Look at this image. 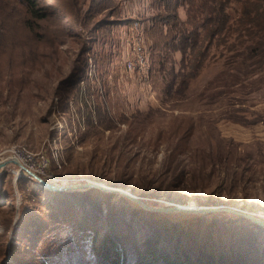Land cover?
I'll use <instances>...</instances> for the list:
<instances>
[{
  "label": "rangeland",
  "instance_id": "obj_1",
  "mask_svg": "<svg viewBox=\"0 0 264 264\" xmlns=\"http://www.w3.org/2000/svg\"><path fill=\"white\" fill-rule=\"evenodd\" d=\"M38 1L45 7L41 9L45 18L33 20L30 29L16 27L11 33L13 54L0 55L2 70L21 86L0 94V161L14 156L12 150H23L31 153V163L41 171L36 175L49 182L92 180L128 190L157 207L226 205L264 220V83L250 95V101L233 110L205 107L195 97L163 103L150 79L125 67L135 43L132 38L140 36L143 46L150 40L141 26L153 15L148 0H118L119 15L110 18L115 23L110 31L114 40L93 46L77 35V31L85 33L82 25L69 28L74 25L53 1ZM137 22L140 31L136 34ZM83 47L88 63L83 64L82 78L69 80L73 61ZM102 57L115 60L103 63ZM206 74L208 78L210 73ZM67 80L62 97H57L58 83ZM183 121L194 122L195 132L189 151H182L178 160L168 133ZM2 171L9 174L0 190V241L5 242L3 237L13 236L12 228L23 209L35 208L38 188L50 189L28 178L15 163ZM170 214L172 220L191 215ZM238 219L227 218L230 223L223 228L227 233H221V243L232 239V248L252 251L254 257L248 264H264V225ZM206 225L214 227L212 222ZM199 252L202 257L204 253Z\"/></svg>",
  "mask_w": 264,
  "mask_h": 264
},
{
  "label": "trees",
  "instance_id": "obj_2",
  "mask_svg": "<svg viewBox=\"0 0 264 264\" xmlns=\"http://www.w3.org/2000/svg\"><path fill=\"white\" fill-rule=\"evenodd\" d=\"M50 1L68 16L71 30L82 25L85 33L77 35L86 39L84 44L114 40L110 31L115 23L110 18L119 15L118 0ZM148 4L153 15L141 26L145 39L150 34L144 42L150 82L163 103L195 97L205 107L233 110L250 101L264 83V0H148ZM44 8L38 0H0V55L13 54L12 31L32 28L33 20L45 18ZM86 52L85 47L79 50L69 80H81ZM25 55L22 49L21 57ZM114 60L102 57L103 63ZM9 75L0 66V94L21 88ZM67 82L58 83L57 97H62ZM183 122L168 133L178 160L182 151H189L195 132L194 122ZM8 175L7 171L0 175V190ZM38 189L37 198L33 193L35 208L23 209L13 236L0 241V264H244L245 258L248 264L254 257L247 247L232 248V239L221 243V233H227L223 228L230 223L227 218L250 222L243 217L221 212L172 220L171 214L150 211L98 188L53 194ZM211 222L214 227L206 228Z\"/></svg>",
  "mask_w": 264,
  "mask_h": 264
},
{
  "label": "water",
  "instance_id": "obj_3",
  "mask_svg": "<svg viewBox=\"0 0 264 264\" xmlns=\"http://www.w3.org/2000/svg\"><path fill=\"white\" fill-rule=\"evenodd\" d=\"M9 163H15L19 167V170L21 172L23 171L25 174H28L31 177V179L36 181V183H38L42 187H46L50 189L51 191H58V190L59 191H71L75 189L98 188L108 193H117V194L126 196L129 199L137 202L138 205H140L141 207L155 211V212H161V213H167V214H170L173 212H184L188 214H210V213L227 212V213H231L233 215L239 216V217L247 218L248 220L256 224L264 225V220L258 217L252 216L251 212L237 209L232 206H226V205L198 206L192 203L188 205L176 204V205H171V206L157 207V206H153L151 204L146 203L143 198L130 193L128 190H124V189L117 188V187H110V186L105 185L104 183H99L97 181L86 180L84 183L71 182L68 184H56L53 182L46 181L42 179L41 177H39L38 175H36L35 173L28 171L22 165L20 160L15 156H9L6 159L0 161V172H1L0 175L3 173L2 170L4 169V167H6V165Z\"/></svg>",
  "mask_w": 264,
  "mask_h": 264
},
{
  "label": "built area",
  "instance_id": "obj_4",
  "mask_svg": "<svg viewBox=\"0 0 264 264\" xmlns=\"http://www.w3.org/2000/svg\"><path fill=\"white\" fill-rule=\"evenodd\" d=\"M134 31H136V34L138 31H140V25L137 22L134 25L133 28ZM141 33V32H140ZM134 46L133 51L131 52V56L126 60V69L130 72H137L141 75L142 78L145 80L150 79V63L148 59V54L146 50V46H143L141 44V37L138 36L137 38L134 36L133 38ZM15 157H17L22 165L28 170L33 173L41 172L37 169H35V165L32 164V155L31 153L25 152L23 150H12ZM44 167H46V162L42 159V163ZM40 168V167H39ZM28 178H31L28 174H26Z\"/></svg>",
  "mask_w": 264,
  "mask_h": 264
}]
</instances>
